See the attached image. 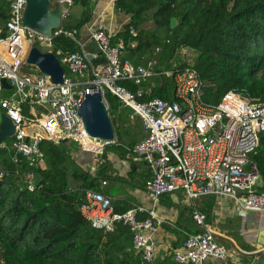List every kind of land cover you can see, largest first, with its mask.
<instances>
[{
	"label": "built area",
	"instance_id": "1",
	"mask_svg": "<svg viewBox=\"0 0 264 264\" xmlns=\"http://www.w3.org/2000/svg\"><path fill=\"white\" fill-rule=\"evenodd\" d=\"M5 1L9 18L7 37H2L0 28V109L11 120L15 134L10 143L4 141L0 148L12 152L16 166L25 167L14 172L0 170V180L14 176L34 192L37 173L46 166L42 148L46 142L64 152L73 147L100 160L99 167L92 171L97 177L99 170L107 167V146L115 142L91 138L79 115L82 102L95 87L108 110L106 95L111 93L134 111L132 123L139 120L143 124L146 136L134 147L132 161L145 163L151 177L143 187L147 205L117 213L109 198L87 190L80 207L82 217L95 229L107 233H113L118 225L129 228L134 251L144 262L154 264L159 249L153 238L164 223L158 207L166 196L181 193L193 208L191 219L199 232L188 236L181 248L171 252L173 260L178 264L226 261V245L218 239L207 215L194 203L211 197L223 211L228 208L223 203L231 201L238 215L253 212L264 218V192L257 191L262 186L261 175L251 160L264 133V103L250 102L230 91L217 107H209L204 103V84L191 67L192 61L182 69L176 64L170 68L168 64L161 65L162 48L158 47L143 65H135L124 60V56L137 43L126 45L124 39L117 38L120 32L110 26L100 25L92 30L87 42L78 40V30L64 29L76 0H51L53 8H60L62 23L52 37L24 25L27 0ZM131 34L136 32L132 30ZM58 35H65L81 47L76 53L57 51L56 56H62L57 58L69 73L62 84H54L34 66L30 71L24 69L33 45L51 49ZM100 60L104 62L94 64ZM162 76L173 79L175 101L155 98L140 102L138 98L147 92L143 86ZM3 80L8 87L3 86ZM124 81L139 86V92L121 85ZM106 184L104 181L103 186Z\"/></svg>",
	"mask_w": 264,
	"mask_h": 264
},
{
	"label": "trees",
	"instance_id": "2",
	"mask_svg": "<svg viewBox=\"0 0 264 264\" xmlns=\"http://www.w3.org/2000/svg\"><path fill=\"white\" fill-rule=\"evenodd\" d=\"M76 4L81 5L82 12L72 15L64 29L80 32L90 22L93 8L90 0H76ZM115 7L131 17L117 38L124 39L126 45L137 43L135 49L127 50L124 60L143 65L161 47L160 63L166 65L181 51L190 50L198 53L191 67L204 84L205 105L217 107L230 91L250 102L264 103V0H116ZM8 18V4L0 0L3 38L8 35ZM173 19L178 22L175 29L171 28ZM149 22L154 25L152 30L146 28ZM132 30L136 35L131 34ZM77 39L80 40L79 35ZM33 47L39 48V45ZM57 51L76 53L81 47L65 35H58L49 52L56 55ZM188 63L182 61L178 67H188ZM121 85L136 94L140 90L132 82L124 81ZM143 87L147 92L138 98L140 102L155 98L175 101L172 78L158 77ZM106 100L116 133V141L107 146V153L120 161L131 162L134 147L145 138L143 124L139 120L132 123L134 111L123 106L113 94L108 93ZM42 148L46 166L37 173L34 192L14 176L0 180V264H149L134 251L129 228L118 225L113 233L97 230L80 213L84 203L81 194L87 190L111 201L118 199L114 205L117 213L133 208L121 201L127 179L115 174L116 169L110 162L94 177L73 158V147L64 152L46 142ZM251 160L257 165L262 180L257 191L264 192V133ZM24 167L13 163L11 151L0 148V170L14 172ZM134 174L129 172L130 177ZM149 179L147 176L134 182L143 186ZM104 181L107 186H103ZM196 203V208L210 221L213 199L201 198ZM191 214L192 210L180 211L176 229L167 228L174 236L170 255L162 249L154 264H178L171 252L181 248L188 236L199 232L189 217ZM235 237L243 245L239 236Z\"/></svg>",
	"mask_w": 264,
	"mask_h": 264
},
{
	"label": "crops",
	"instance_id": "3",
	"mask_svg": "<svg viewBox=\"0 0 264 264\" xmlns=\"http://www.w3.org/2000/svg\"><path fill=\"white\" fill-rule=\"evenodd\" d=\"M115 1L116 0H90V3L95 4V7H93L91 11L90 22L79 32L80 41L87 42L92 30L97 29L100 25L110 26L119 32L124 30V27L130 23L131 17L118 10L115 11ZM74 10L76 14L81 13V5L76 4ZM107 155L108 162L116 169L117 173L115 174L127 179L128 182V184H126L127 186L124 188L125 192L121 200L123 201L122 204L128 207L130 205H133V207L140 204L147 205L148 202L143 188L144 185L139 186L135 184V182L147 176L151 177L149 167L145 163L120 161L112 153H108ZM130 171L135 173L133 177L129 176ZM104 186H107V184ZM211 199H213V211L212 218L208 222L217 230L218 239L226 245L229 251L228 259L216 264H264L263 216L253 212H246L238 215L235 212V205L231 201L223 203L225 206L227 205L228 208L222 211L218 202L214 198ZM116 201H118V199L113 198V207ZM194 204L197 205L196 202ZM186 209L193 211L192 206L187 199L185 200L181 193L170 195L169 198L166 196L161 202L157 212L164 223L158 228L153 238L159 251L165 248V244L171 246L174 236L171 233L172 230L167 228L176 229L180 211L184 212ZM189 217L191 218V215H189ZM235 235L239 236L243 245L240 246L238 244Z\"/></svg>",
	"mask_w": 264,
	"mask_h": 264
},
{
	"label": "water",
	"instance_id": "4",
	"mask_svg": "<svg viewBox=\"0 0 264 264\" xmlns=\"http://www.w3.org/2000/svg\"><path fill=\"white\" fill-rule=\"evenodd\" d=\"M115 11H117V8H115ZM24 25L37 33L52 37L54 32L62 26L60 8H53L51 0H27ZM177 25V20L173 19L171 28L175 29ZM93 47L95 49L98 48L96 43H93ZM88 59L92 61L90 55ZM27 64L38 68L43 74L49 76L54 84H62L64 81L66 70L52 52H43L37 47H32ZM2 84L4 87H8L6 80H3ZM91 89L94 92L86 95L79 109V115L83 120L85 130L91 138L114 143L116 141V133L108 107L101 93L95 87ZM14 134L15 127L11 120L5 112H0V144L13 138ZM81 197H83V193Z\"/></svg>",
	"mask_w": 264,
	"mask_h": 264
},
{
	"label": "rangeland",
	"instance_id": "5",
	"mask_svg": "<svg viewBox=\"0 0 264 264\" xmlns=\"http://www.w3.org/2000/svg\"><path fill=\"white\" fill-rule=\"evenodd\" d=\"M91 7H95V4L94 3H91ZM72 15H77L75 10L73 9V12H72ZM154 27L153 23L152 22H149L147 25H146V28L148 30H152ZM40 50L43 51V52H49V48L47 47H44V46H39ZM198 53H195L193 51H190V50H183L179 53V56L178 57H175L174 59H172L170 62H168L169 66L170 65H174L176 64L177 66H179L180 63H182V61H192L194 59L195 56H197ZM173 62V63H172ZM165 65V64H164ZM24 69L25 71H30L31 69H33V67L29 64H25L24 65ZM73 150V149H72ZM74 154H73V158L76 160V162L78 164H80V166L83 168V170L85 171H90L92 173V171H94V167L98 168L99 165L101 164V161L96 159V158H93L91 157V155H86L84 153H79L76 149L73 150ZM81 155V156H80ZM93 158V159H92ZM160 246V245H159ZM169 248H170V245L169 244H165V248L163 249V251L170 255V252H169ZM161 251V250H160ZM159 251V252H160Z\"/></svg>",
	"mask_w": 264,
	"mask_h": 264
}]
</instances>
